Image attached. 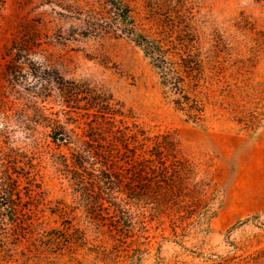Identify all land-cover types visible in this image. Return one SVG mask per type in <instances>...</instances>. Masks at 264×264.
Wrapping results in <instances>:
<instances>
[{
  "label": "rangeland",
  "instance_id": "374dc122",
  "mask_svg": "<svg viewBox=\"0 0 264 264\" xmlns=\"http://www.w3.org/2000/svg\"><path fill=\"white\" fill-rule=\"evenodd\" d=\"M195 2L207 32L227 44L224 89L211 93L218 101L201 121L174 107L132 39L83 34L86 0L1 3L0 152L33 170L45 193L1 200L0 264H264V0ZM71 82L81 89L73 96ZM86 86L111 92L124 123L173 135L197 166L179 199L135 202L118 227L117 188L72 177L65 135L94 118ZM251 103L260 110L254 126L237 115Z\"/></svg>",
  "mask_w": 264,
  "mask_h": 264
},
{
  "label": "trees",
  "instance_id": "16d2710c",
  "mask_svg": "<svg viewBox=\"0 0 264 264\" xmlns=\"http://www.w3.org/2000/svg\"><path fill=\"white\" fill-rule=\"evenodd\" d=\"M3 1L0 0V6ZM86 2L83 34H112L132 39L156 67L163 92L174 107L192 120L205 118L208 107L214 100L218 101L211 95L215 97L224 89L227 56L221 47L227 44L215 28L207 32V23L200 9H196L195 0ZM71 84L68 91L73 96L81 89L77 82ZM66 88L60 89L67 102ZM85 88L82 90L85 109L94 118L81 134L72 130L65 135L70 155L64 161L72 167V177L87 176L96 183L117 188L122 194L114 207L113 221L118 227L124 225V220L119 219L132 213L135 202L154 197L158 206L163 207L168 201L179 199L185 188L183 180L196 179L197 166L193 160L180 157L173 135L166 131L152 132L138 121L124 123L117 119L124 111L111 92L97 86ZM259 112L258 105H243L238 110V120L254 126L260 119ZM99 118L106 119L109 125L102 127ZM3 133L4 129H0V138ZM4 155L5 150L0 152V202L23 193L28 197L45 193L36 189L39 184L33 170L26 167L17 170L20 164H8L11 160ZM21 177L31 180L27 187L21 184Z\"/></svg>",
  "mask_w": 264,
  "mask_h": 264
},
{
  "label": "water",
  "instance_id": "95a60500",
  "mask_svg": "<svg viewBox=\"0 0 264 264\" xmlns=\"http://www.w3.org/2000/svg\"><path fill=\"white\" fill-rule=\"evenodd\" d=\"M61 138L63 139V136H61Z\"/></svg>",
  "mask_w": 264,
  "mask_h": 264
}]
</instances>
